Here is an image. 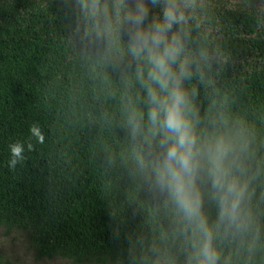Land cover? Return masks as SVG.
I'll use <instances>...</instances> for the list:
<instances>
[{"label":"trees","instance_id":"obj_1","mask_svg":"<svg viewBox=\"0 0 264 264\" xmlns=\"http://www.w3.org/2000/svg\"><path fill=\"white\" fill-rule=\"evenodd\" d=\"M84 2L0 0V223L38 224L40 258L56 251L134 264L188 258L191 230L167 190L151 182L146 128L133 136L127 122L133 109L147 114L137 79L143 65L127 51L126 26L111 47L96 37ZM186 47L194 56L207 52L184 81L195 93L197 131L245 130L256 174L252 227L221 228L213 244L219 258L264 264V11L195 0ZM11 145L20 146L21 158L10 167ZM197 187L201 210L215 224L209 184L198 179ZM0 264L21 263L0 255Z\"/></svg>","mask_w":264,"mask_h":264},{"label":"clouds","instance_id":"obj_2","mask_svg":"<svg viewBox=\"0 0 264 264\" xmlns=\"http://www.w3.org/2000/svg\"><path fill=\"white\" fill-rule=\"evenodd\" d=\"M82 7L93 20L96 37H107L110 47L118 29L126 26L127 51L143 65L137 69V79L148 105L146 116L131 110L128 125L133 136L146 128L144 142L154 148L147 165L151 182L167 190L191 230L188 264H217L214 232L223 228L242 233L252 227L256 174L247 163L250 147L245 130L197 131L191 99L195 93L184 85L193 75L197 57L207 58L206 51L194 56L186 47L195 0H113L111 5L85 0ZM10 153L11 167L21 158L20 146L11 145ZM136 163L146 167L139 152ZM198 179L209 184V198L217 210L215 224H209L201 210Z\"/></svg>","mask_w":264,"mask_h":264},{"label":"rangeland","instance_id":"obj_3","mask_svg":"<svg viewBox=\"0 0 264 264\" xmlns=\"http://www.w3.org/2000/svg\"><path fill=\"white\" fill-rule=\"evenodd\" d=\"M244 2L264 11V0H232ZM39 225L35 223L24 227L0 223V255L11 262L21 264H134L115 256L87 255L75 260L64 251H56L49 257H38L36 235ZM149 264H188V258L178 253ZM217 264H238L227 258H219Z\"/></svg>","mask_w":264,"mask_h":264}]
</instances>
